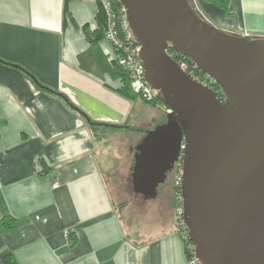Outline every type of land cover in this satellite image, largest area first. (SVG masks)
Instances as JSON below:
<instances>
[{
    "label": "crops",
    "instance_id": "crops-1",
    "mask_svg": "<svg viewBox=\"0 0 264 264\" xmlns=\"http://www.w3.org/2000/svg\"><path fill=\"white\" fill-rule=\"evenodd\" d=\"M190 2L222 30L264 37V0H230L228 12ZM64 6L0 0V219H16L0 227V264L9 252L20 264H191L176 189L166 205L133 190L135 147L167 108L121 96L93 63L81 68L99 5L69 0L67 15ZM98 45L114 60L105 39Z\"/></svg>",
    "mask_w": 264,
    "mask_h": 264
},
{
    "label": "water",
    "instance_id": "water-1",
    "mask_svg": "<svg viewBox=\"0 0 264 264\" xmlns=\"http://www.w3.org/2000/svg\"><path fill=\"white\" fill-rule=\"evenodd\" d=\"M119 1L145 78L171 110L136 150L134 192L154 199L181 157L182 216L195 259L264 264V37L220 29L190 0ZM169 47L212 79L224 101L184 73Z\"/></svg>",
    "mask_w": 264,
    "mask_h": 264
},
{
    "label": "built area",
    "instance_id": "built-area-1",
    "mask_svg": "<svg viewBox=\"0 0 264 264\" xmlns=\"http://www.w3.org/2000/svg\"><path fill=\"white\" fill-rule=\"evenodd\" d=\"M106 15V32L105 40L111 45L114 51V59L130 74V86L132 91L137 94L142 100L150 103H155L161 97L160 93L154 90L145 78L144 67L139 57L140 45L136 42L134 35L129 27L126 10L124 6L118 5L119 0H97ZM178 63L180 68L190 76L203 85L213 87L214 82L207 75L200 74L196 71L197 67L185 60L184 58L171 55ZM171 112L167 108V113ZM184 145H182V149ZM177 174L175 177V185L180 188L182 180V158L175 164ZM179 209L178 218L180 224L183 222V209L181 193L179 195ZM184 224V223H183ZM194 255V253H193ZM191 264H199L193 256L190 259Z\"/></svg>",
    "mask_w": 264,
    "mask_h": 264
},
{
    "label": "trees",
    "instance_id": "trees-1",
    "mask_svg": "<svg viewBox=\"0 0 264 264\" xmlns=\"http://www.w3.org/2000/svg\"><path fill=\"white\" fill-rule=\"evenodd\" d=\"M69 0H65V6H64V13L65 15L68 14L67 11V4H68ZM206 2L212 3L217 5L219 8H221L222 10L228 12V8H229V4H230V0H204ZM118 5H121V2H118ZM199 14V13H198ZM106 15L103 12V10L101 9V7L99 6V10L98 13L96 15V28L92 31V34H90V36H88V39L90 41V51L88 52V54L86 55H82L80 57V62L81 65L80 67L83 68L84 70H89L91 71L90 67L88 64H95V69L92 70L94 71L96 74L102 76L104 74H108L113 80H119L120 82V86L116 89L117 92L128 99H141L137 94H135L130 86V74L128 73V71H126L123 67H121L117 60L114 59L112 61H108V59L106 58V56L102 53L98 43L99 41L105 39V32H106ZM167 53L169 55H175L176 57L178 56V58L182 57L179 54H176L172 51L171 47H169ZM90 59V61H89ZM88 60V61H87ZM185 60H187L190 65H193V63L186 58ZM197 72H199L200 74L204 75V72L200 71L198 68L196 69ZM32 77V76H31ZM38 86L41 87L42 89H45L47 91H51L49 88L42 86L41 84L38 83ZM211 89L217 94L218 98L220 100H223L225 97L222 93L221 88L217 85L214 84L213 87H211ZM64 97V96H62ZM66 99V98H65ZM68 101V99H66ZM144 101V100H143ZM146 102V101H144ZM148 104H163V99L162 97L159 98V100L155 103H150V102H146ZM72 105V104H71ZM89 125L92 128V130L96 131V127L98 126L97 123L92 122L88 119ZM121 126H116V128H120ZM178 195H180L181 191L179 187H175ZM16 224V219L13 218L12 216L9 215H4L1 219H0V227L5 229V230H10L13 229L15 227ZM181 230L183 232V236H184V241L185 244L187 246L186 248V254L188 259H192L193 258V244L192 242L188 239L187 237V230L185 225L181 224ZM192 245V248H188V246ZM1 263L2 264H20L18 262V260L16 259L15 255L11 252L9 253H5L3 254L2 258H1Z\"/></svg>",
    "mask_w": 264,
    "mask_h": 264
},
{
    "label": "rangeland",
    "instance_id": "rangeland-1",
    "mask_svg": "<svg viewBox=\"0 0 264 264\" xmlns=\"http://www.w3.org/2000/svg\"><path fill=\"white\" fill-rule=\"evenodd\" d=\"M163 116H164L165 121H167V116H165V115H163ZM143 139H142V141H143ZM140 143L137 144L136 147H135V152H134V154L132 156V160H133V166L132 167H134L136 150H137L138 146L140 145ZM174 185L175 184H174V180H173V175L171 174L168 177V179L163 184H161L158 187V189H157V197L155 199H145V197L143 195H138V197H135V198H139V200H142L143 202H145L144 204L160 203V204H165L166 205L170 201L171 198L172 199L174 198V195H172V194H174L173 191H175V186ZM135 220H137L135 222V225H136V227H138V229H139V226L140 227H145L147 225L145 223V220H144L143 217L135 219ZM188 248L189 249L192 248V245L191 246L189 245Z\"/></svg>",
    "mask_w": 264,
    "mask_h": 264
},
{
    "label": "flooded vegetation",
    "instance_id": "flooded-vegetation-1",
    "mask_svg": "<svg viewBox=\"0 0 264 264\" xmlns=\"http://www.w3.org/2000/svg\"><path fill=\"white\" fill-rule=\"evenodd\" d=\"M178 57V56H177ZM182 58H184V59H186L185 57H182ZM225 99V98H224ZM224 99L222 100V101H224ZM173 175V180H175V177H176V174H177V168H176V166L174 167V169L170 172V173H168L167 174V178H166V180L168 179V177L170 176V175ZM174 184H175V181H174ZM175 187H176V185H174Z\"/></svg>",
    "mask_w": 264,
    "mask_h": 264
}]
</instances>
